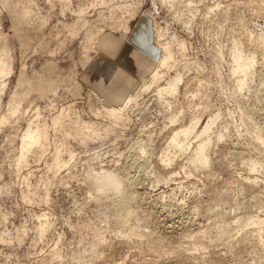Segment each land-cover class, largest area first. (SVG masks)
<instances>
[{
    "label": "rangeland",
    "instance_id": "1",
    "mask_svg": "<svg viewBox=\"0 0 264 264\" xmlns=\"http://www.w3.org/2000/svg\"><path fill=\"white\" fill-rule=\"evenodd\" d=\"M109 1L0 0L3 40L13 62L11 73L0 77V87L6 83L0 93V264H264V222L248 224L253 214L264 218V145L257 138L264 132V0H183L182 7L191 9L184 7L188 14L182 17L168 1L141 0L130 30L106 27L97 53L83 66L90 29L116 18ZM13 8L30 13L21 17ZM85 17L89 21L82 22ZM157 23L168 29L166 41H186L184 51L172 42L179 60L200 62L185 75L173 109L188 105L189 96L182 94L200 79L208 91V112L221 109L210 172L194 170V147L168 149L173 163L163 161L174 110L152 93L130 108L118 131L108 133L107 119L96 113L95 91L106 104L119 105L150 76L162 54L155 41ZM235 41L257 53L242 93L232 72ZM34 70L60 80L57 89L41 93L35 87L21 99L20 112L1 122L15 90L27 86H17L19 76ZM73 76L82 82L80 89L71 84ZM190 108L186 120L196 112ZM60 113L62 120L54 125ZM76 118L95 123L100 132L86 128L70 134ZM31 120L46 124L47 135L20 164L22 136ZM220 127L225 135L218 140ZM254 157L262 158L261 170H251ZM106 169L128 173L137 191L126 228L116 224L114 195L93 186L92 175ZM254 186L258 193L251 191ZM46 214L51 226L42 232Z\"/></svg>",
    "mask_w": 264,
    "mask_h": 264
},
{
    "label": "bare ground",
    "instance_id": "2",
    "mask_svg": "<svg viewBox=\"0 0 264 264\" xmlns=\"http://www.w3.org/2000/svg\"><path fill=\"white\" fill-rule=\"evenodd\" d=\"M161 1L162 2L168 1L170 6L175 7L176 12L178 11L177 16H180V17L184 16L185 14H188L185 12L186 9L188 11H190V9H191L190 4L189 5L187 4V6H184L186 9L184 7H182V3L184 2L183 0H161ZM113 2H114V4L111 5V3H113ZM102 3L104 4L105 1H103ZM106 4H110L112 7L114 5L113 9L111 7L110 8H111V10H114V9L116 10V11L114 10L115 11L114 13L117 14L116 18H114V20L108 24L103 23V24L95 25V28L92 27V29H90V32L88 34V40H87L88 43L85 47V50H84V53L82 56V65L83 66H86L89 63L93 54L96 52V48H97L96 42L98 41L100 35L103 33L104 29L108 26H111V28H113L114 30L122 28L124 31H128L131 27L132 18L138 14V12L141 8V0H110L109 2H106ZM13 10L18 11L21 17L24 15L26 16L28 13H30V9H26V10L22 11V10H17L15 8H13ZM116 12H118V13H116ZM113 17H115V15ZM85 21H89V18L85 17V20H83L82 22H85ZM71 26L73 27V30L77 29L73 23H71ZM188 27H191V26L188 25ZM167 32H168V29L166 26H163L162 24L157 23L156 33H155V41H156L157 45L162 49V54L159 57V60H158L157 64L155 65L154 69L152 70V73L150 74V76L148 78L144 79L141 82V84L139 85V88L135 92L129 94L121 104H119V105H108V104H106L103 96H101L99 93H97L94 90L95 91L94 98H95L96 102L99 103V105H100L98 107V109L96 110V113L98 115L103 116L104 119H107V122H105L104 124H105L106 130L108 133H110L112 131H116V130L118 131V129H116L117 127L119 128L118 125H120L122 122H124L129 117L128 112L130 111V108L133 105H139L144 101V100H141L142 95H144V94L146 95L147 93H152V95L157 99V101H159V103H162L163 105H165V107H167L168 110H170V109L172 110L173 108H175V101L181 95V89L183 88L182 85L185 82V75L187 74V72L189 73V71H191L194 68V66L198 67L197 65L200 64V62L197 59H195V60H183V59L179 60L177 58V54H176V51L174 50L172 42L177 43L178 50L184 51V49L187 46L186 41L184 39L179 40L178 36H177L178 38H175L174 41H172V42L170 40L166 41ZM172 38H174V36H172ZM233 45H235V48L232 51V60H233L232 72H233V74L238 76V77H236L237 86H238L239 91H241V93H242L245 90L244 88L249 84V74H250V72H252V67L255 65V63L257 61V59H256L257 53H256V51L247 52L243 47H241L239 45V43H237V41H235V43ZM9 51H10V45L5 40H3V32L1 29V23H0V77H5L6 75L11 73V71H12L13 62H12V57L9 55ZM45 65L50 66L51 64L46 63ZM253 73H255V71H253ZM58 77L61 78L60 76H58ZM54 79L52 77L51 78L50 77L49 78H42V76L36 70H34L32 72V74H26L24 72L21 73V75L18 78V85L17 86L19 87L24 83H27V86L22 87V88H18L15 90L14 94L12 95V97L8 103V107H7L8 112L2 113V115H1V122H5V121L10 120L11 116L16 115L18 112H20L21 99L24 96H27L35 87L41 93H46L48 90H54V92H55V90L57 89L55 87L57 84L56 80H58V79H56V80H54ZM69 80L71 81V84L74 87H76L77 89H80L83 85L82 82L76 76L70 77ZM4 81L5 80L3 79L2 82H4ZM58 81H60V80H58ZM191 81H192V79H191ZM191 81H189V82H191ZM201 81H202L201 79L198 81L199 84L197 83L198 85L194 89H192V88L190 89V87L187 86L189 83L186 82V86L189 88H187L185 86L186 87V91H184L185 96H183V94H182V97L184 98L186 96H189L190 97V98L188 97L189 100L186 97V101H189V103H188V105L185 104L186 107H184L185 105L182 106V108H180L181 106L180 107L178 106L179 104L176 105V110H177V106L179 107V110L176 111L173 109L174 112H171V115L169 116V122L174 127L172 129L171 135L167 139V142H168V145L166 147L167 153H166L165 157L163 158V161L166 160L167 162H170V161L172 162L173 157H172V154H169L168 149L176 148L175 150L186 151L188 149H191V147H194L193 155L190 156L194 170L198 171V170L203 169V171H204V168H205V171H209V170H206V168L213 165V158H212V155L210 153V148H211V144L213 141L212 133H214L213 131L215 128V124L218 122V120L222 114H221V109L218 110L217 112H214V113L208 112L209 105L207 104V101L206 102L204 101V97H206L205 94L208 91H206L207 89L204 87V85ZM59 83L60 82H58V84ZM207 84H209V83H207ZM5 85H6L5 82L1 85L0 93H3V91H5V89H4ZM192 87H194V86L192 85ZM1 90H3V91H1ZM183 90H185V89H183ZM189 93H190V95H189ZM198 96L202 98L201 102H198L197 100L195 101V99ZM178 100H177V102H178ZM181 102L186 103L185 101L184 102L181 101ZM0 105H1V96H0ZM190 107H192V108L196 107V112L193 111L194 113L191 115V117H189V120H186L187 115H188L187 110L189 111V109L186 110V108H190ZM192 108H190V109H192ZM190 113H192V112H190ZM206 113L209 115V117H208V119L203 120V117L206 115ZM62 117H63L62 113L55 115L52 119L54 125H58L59 122L62 120ZM94 124L91 121H86V120H83L80 118H76V120L73 123L75 128L71 129V131L69 133L70 134H80L84 129L90 128L93 130L94 134H97L98 132H100V129L98 130L97 126ZM122 124H124V123H122ZM98 126H100V125H98ZM102 126H103V124H102ZM216 128H218V127H216ZM217 130H219V129H217ZM120 131L121 130H119V132ZM118 134H121V133H118ZM46 135H47V125L46 124L41 123L39 121H35V120H31L29 122L28 127L26 128V130L22 136L20 164H22L26 161V157L28 156V152L31 151L35 145H37L38 143L43 141L44 138L46 137ZM224 135H225V131L223 130V128H221L217 133L218 140L220 138L224 137ZM214 137L216 138V136H214ZM257 138L264 145V132L262 130H260V132L257 133ZM140 148L145 149L146 147H144V144L141 143ZM177 153H178V151H177ZM250 160H251V163H250L251 170H258L261 168V166H262V158L261 157H254L253 159L251 158ZM18 163H19V161H18ZM57 165L58 166L61 165L60 160L57 161ZM117 169H119V168H117ZM121 170L122 169H120V171ZM189 170H190V167H189ZM190 171H188V172H190ZM92 176L94 177L93 186L101 189L102 191L111 192L114 195L115 200H114V203L112 204V207H113V211L115 210L116 215H117V218H116L117 222H116V220H115V222L119 226H121V227L125 226V228H126L127 227L126 225L129 223L128 222L129 217L134 215V213L136 211L134 209L135 207H133L132 203L134 200L137 199V198L134 199L137 196V194H136L137 191L136 190L134 191L135 187L129 185L128 178H127L128 173H127V176L125 175L126 176L125 177L124 175L119 173L118 170L116 172L115 169L114 170L113 169L112 170L106 169L104 172L94 173ZM208 177H209V173H208ZM256 177L259 178L258 176H256ZM206 178H207V176H206ZM129 179H131V178H129ZM254 181H257V179L254 178ZM131 182H132V179H131ZM245 184L246 183L244 182V185H242L244 188L243 190H247L245 188V187H247ZM260 188L262 189V187H260ZM251 191L254 194L257 192V189H255V186L252 188ZM135 194H136V196H135ZM256 196H257V194H256ZM258 196H260V195H258ZM212 198H211V200H212ZM134 203H136V202L134 201ZM197 204L198 203L196 202L195 205H197ZM199 205H200V201H199ZM219 207H220V205H219ZM217 208H214V209H217ZM219 210H217V211H219ZM210 211H209V213H210ZM47 217H48V215L46 214V219H44V220L42 219L43 220V222L41 224V231L42 232H45L51 226L50 220L48 219L49 217L48 218ZM248 222H249L248 224H255V225L260 226L261 224H263L264 218L262 219L259 215L253 214L250 216ZM261 227H259V228L257 227L258 228L257 233L259 232ZM125 228H123V229H125ZM220 230H221V228L219 229V231ZM251 230H253V229H251ZM216 231H218V229H216ZM135 233H136V235H138L137 232H135ZM128 235L129 236L131 235V237H134L133 234H131V233H129ZM147 236H149V235H147ZM247 236H249V234ZM140 238H141V235H140ZM147 238H152V237L150 236ZM244 238L245 237H243V239ZM239 240H241V239H239ZM250 240H251V238H250ZM203 245L205 247L207 246V244L206 245L203 244ZM173 248H176V247H173ZM186 250L184 252H186Z\"/></svg>",
    "mask_w": 264,
    "mask_h": 264
},
{
    "label": "crops",
    "instance_id": "3",
    "mask_svg": "<svg viewBox=\"0 0 264 264\" xmlns=\"http://www.w3.org/2000/svg\"><path fill=\"white\" fill-rule=\"evenodd\" d=\"M130 28H131V27H130ZM129 30H130V29H129ZM129 30H128V31H129ZM128 31H125V32H128ZM103 34H104V33H102L101 36L99 37V39H98V41H97V43H96V47H98L97 44H98V42L100 41V39H101V37H102ZM97 51H98V49L96 48V52L93 54L91 60L93 59V57H94V55L97 53ZM91 60H90V61H91ZM90 61H89V62H90ZM129 94H131V92H130ZM129 94H127L126 96H128Z\"/></svg>",
    "mask_w": 264,
    "mask_h": 264
}]
</instances>
